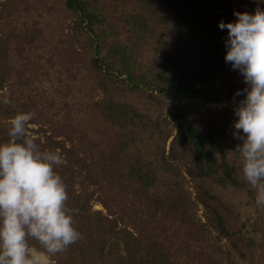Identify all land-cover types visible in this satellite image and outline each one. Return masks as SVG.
Instances as JSON below:
<instances>
[{
  "label": "trees",
  "instance_id": "16d2710c",
  "mask_svg": "<svg viewBox=\"0 0 264 264\" xmlns=\"http://www.w3.org/2000/svg\"><path fill=\"white\" fill-rule=\"evenodd\" d=\"M227 1L11 0L10 5H4L0 0V90L4 84L10 86L9 96L0 93V100L5 96L9 100L7 104L0 103V142L9 140L8 122L18 112H31V123L41 124V119L43 124L46 122L47 128L40 125L33 131L41 133L42 139L32 137L27 125L26 134L42 150L62 156L64 162L55 171L66 186L67 207L77 210L72 216L80 238L52 256L51 264H173L178 257L167 247L166 243L171 242L166 236L169 232L188 237V243H182L189 246V253L193 249L192 256L189 254L192 264H236L230 250L222 251L213 239H227L235 252L234 238L243 243L244 232L229 231L212 205V193L204 186L197 193L196 202L205 211L202 223L190 218L192 204L184 189L176 186L183 183L176 169H172L174 175L161 177L166 164L171 166L190 155V179L204 182L217 177V185L242 183L235 160L238 157L226 152L225 139L213 133L203 134L192 123L198 113L223 116L229 132H233V109L242 99V95L233 94L245 85L238 71L223 59L227 30L218 28L217 22H231V11L224 12ZM257 1L264 7V0ZM25 4L33 12L31 16L39 18L37 29L26 27L19 33H9L4 27V21L10 19L5 9L19 7L28 16ZM36 4L39 8L31 9ZM65 41H77L74 54L64 56L58 51L63 47L71 51L72 44L64 46ZM49 46L54 51L45 55ZM185 54L192 55L194 61L190 67L182 68L179 61ZM41 59L45 67L40 65ZM71 60L97 71L86 81L87 89L100 90V101L93 102L95 94L90 95L92 98L82 96L85 90L80 86L72 90L70 98L67 94L62 104L44 91L46 84L54 82V76L60 79L65 72L72 73ZM12 86L18 88L11 89ZM132 98L151 115V135H162L163 143L172 137L168 159H164V148L159 151V147L139 137L145 136L140 132L138 115L132 105L129 107ZM73 99L79 102L71 103ZM163 110L169 113L173 130L160 129ZM100 121L102 127L93 126ZM110 137L113 143L107 144ZM128 142H133V147ZM237 143L234 138L233 146ZM103 179L130 187L136 196L129 208L134 214H125L126 202L121 210L106 199L100 201L105 214L91 210L92 194L84 195L88 192L86 184L102 189ZM76 182L80 191L73 189ZM260 207L253 215L255 228L264 238V206ZM171 214L172 219L164 222ZM138 217H142L140 226ZM129 218H133L130 224L134 231L127 229ZM176 224L178 230L170 231ZM251 225L254 229V223ZM198 231L207 235L215 231L218 236L207 237L205 245L197 240ZM29 244L38 246L31 238ZM244 244L250 251L264 248V242L256 245L247 240Z\"/></svg>",
  "mask_w": 264,
  "mask_h": 264
},
{
  "label": "clouds",
  "instance_id": "9594fccd",
  "mask_svg": "<svg viewBox=\"0 0 264 264\" xmlns=\"http://www.w3.org/2000/svg\"><path fill=\"white\" fill-rule=\"evenodd\" d=\"M226 29L223 59L242 76L245 87L233 109L231 152L240 158L243 179L264 206V10L233 12ZM0 103H9L5 96ZM31 112L8 122L9 140L0 142V264H51V257L80 238L73 225L66 186L55 171L64 161L56 151L42 150L26 134ZM37 242L30 245L29 239Z\"/></svg>",
  "mask_w": 264,
  "mask_h": 264
},
{
  "label": "rangeland",
  "instance_id": "374dc122",
  "mask_svg": "<svg viewBox=\"0 0 264 264\" xmlns=\"http://www.w3.org/2000/svg\"><path fill=\"white\" fill-rule=\"evenodd\" d=\"M4 5H10L11 0H1ZM227 1V0H224ZM41 3L40 1H38ZM211 3L214 2V0H210ZM228 5L227 8L224 10L225 13L231 11L233 12H248L252 13L254 9L260 8L264 10V7H262V4L259 3L257 0H228L227 1ZM11 9L6 8L5 11L7 14H9V18L4 21V27L7 29L9 33H19L22 29H25L26 27L33 29L32 31H35L38 27V16H31L33 12L29 9V5L25 4L23 6V9H27V12L29 13L28 16L22 13V10H20L19 7H11ZM39 5H34L31 7V9H38ZM39 12V11H38ZM218 12V11H217ZM218 14H221V12H218ZM6 15V14H5ZM30 18V19H29ZM236 17L232 15V18L230 21H234ZM65 45H70L72 44V49L71 51L67 52L66 49L63 47L62 49H59V52H63L64 56L65 54H74L75 51L78 49L77 47V41H65ZM23 46V45H22ZM63 46V45H62ZM54 49H51L50 46L48 48H45V55L46 53L53 52ZM55 52V53H59ZM66 52V53H65ZM87 57V55H86ZM60 58H63L60 57ZM42 67H45V62L43 59H41ZM192 55L190 54H185L182 58H180L179 64L182 66V68H187L188 66L190 67V64L193 63ZM56 64V62H55ZM71 67H72V73L66 74L62 77H56L54 76V79H51L54 81L53 83L49 82V84H46L44 87V91L49 95L51 98L54 95V102H57L59 104H62L66 100V95L68 94V97L70 98L72 96V90H78L80 88L84 89L85 91H81L82 96L84 97H90L95 94L93 97V102H98L101 100V93L99 89H95L94 91L91 90V88L87 89V79L92 78V75L95 76V73L97 71H89V68L87 65H82L81 63H75L74 61L71 60ZM54 70H57V67H53ZM87 69V70H86ZM91 74V75H90ZM65 75H68L67 77ZM70 76V77H69ZM51 77V75H50ZM49 77V78H50ZM70 78V80H68ZM15 86H12L11 89H14ZM18 87L15 88V90ZM0 93H6L7 96L10 94V86L9 84H4L2 89L0 90ZM77 95V94H76ZM92 98V97H90ZM88 98V99H90ZM143 98V96H142ZM130 97L128 98V100ZM51 101V100H50ZM78 103L75 102L73 99L71 103ZM93 103V105H94ZM140 103H134V100L132 98V102H129V107L132 105V109L136 112V114L139 117L140 121V126L142 127V130L140 132L145 136H139L143 141L147 142L148 144H153L155 147H159L160 150L164 148V159H168L166 157L169 143L171 141V138H168L167 141L164 143L162 142L163 138L162 135L158 133H154L151 135V130L148 128V122H150L151 115L147 112L145 108H142L140 106ZM74 107L77 106V104H73ZM128 107V108H129ZM95 108V106H94ZM162 116L160 117L161 121H163V124H166V126H163L161 124V127L163 129H170L173 130V122L170 118L169 113H167L165 110L162 112ZM194 120L192 121L193 125L200 130V132L204 133H213L217 134L219 138L225 139L226 142V152L229 154L231 150L233 149V139L234 137L232 136V132H229L228 126L225 124L226 119L223 116H213V115H204L201 113L195 114L194 115ZM41 124L39 123H31L28 121L27 126L29 128L28 133L32 137H40L42 139V134L41 133H36L33 132L35 130H38L39 126L43 128H47L48 124L45 122L43 124V120H40ZM103 122L100 121L95 122L93 126L100 128L102 127ZM165 131V130H163ZM97 133V132H96ZM46 134H49L48 131H46ZM100 134V133H97ZM97 138V137H96ZM99 142V139H96ZM107 144L112 142L113 140L110 137V139H107ZM129 143V142H128ZM67 145V144H66ZM129 147H133V142L129 143ZM238 157V156H237ZM237 159V164L240 167V158H235ZM234 159L232 162L234 163ZM171 162V160H170ZM234 165V164H233ZM192 167V161L190 155H186L182 160L179 159L178 163L174 162L171 163V166L169 164H166V171L162 172L161 177L167 176L169 177L170 175H174V171H172L173 168L176 169V173H179V177H181V181L183 183H180L179 185H176L177 187H181L183 190L184 189V195H187L190 199V202L192 204V217L193 219H198L202 223L205 222V211L204 208L201 204L196 202V199L198 197L197 193H200L201 187H206L209 192L212 193V196L214 197V201H212V205L214 208L218 209L219 214L222 216L225 226L229 229L231 233L233 232H239L240 229L243 230V236L241 241L238 240L236 242V238H234V243L236 245V250L235 252L232 251L233 247L231 246L230 242H226L227 239H215L214 237H217V233L215 231H211V234L207 235L206 232H197L195 235L198 236L197 240L199 243H204L206 245L205 239L207 237H212L214 238L213 240L218 243L217 246L221 247L220 249L222 251H227V249L230 250V253L232 257H234L236 264H264V257H260L261 253L264 252L263 250H260V248L255 247L257 250H247V245L244 244L245 241L247 240H253L256 245H259L260 243L264 242V238L261 235V232H257L255 228V222L254 218H256V215H253L255 210L260 209V206H257L255 204V190L245 181L243 178H241L242 183H239L240 186H231V185H217V177L211 178L210 180L206 179L204 182H200L197 180L190 179L189 176L187 175L188 169ZM111 180L109 179H103L102 183V189L100 187H95V186H90L86 184V190L88 191L84 195L90 193L92 194V197L90 198L89 206L91 210L95 211H101V213L105 214V209L104 206L100 201H110V203L116 208V209H121L122 208V203L126 202L124 204L126 206V209L123 207L122 209L126 210V213H133V210H130V206H132V202H134L135 197L134 194H132V191L129 186L127 188H124L126 186L125 184L120 185L117 183L116 180H113L112 183H110ZM117 183V184H116ZM158 183V182H157ZM160 184V183H158ZM157 185V184H156ZM173 185V182L171 183ZM159 186V185H157ZM80 184L77 182L74 184L73 189L75 191H80ZM156 190H154L155 192ZM164 191H161L162 193ZM83 195V194H82ZM83 195V196H84ZM164 196V194H162ZM165 203V202H163ZM168 205L167 203L164 205ZM121 209V210H122ZM118 213L115 215L117 216ZM252 215V216H251ZM132 217V216H131ZM172 214L168 215L165 217L164 222H169L172 218ZM133 218H129L126 220V223L129 225L127 226L129 231H134L132 229V226L130 222L132 221ZM142 217H138V222L137 226H140V221ZM178 224H180L179 219L177 220ZM254 223V229L253 226L251 225ZM154 224V222H153ZM178 224L174 225L170 231H177L178 230ZM165 225H167L165 223ZM160 232L163 231L161 228L159 229ZM169 230V229H168ZM176 233V232H175ZM167 237L169 236L168 240L171 242H167V247L171 248V252L173 255L178 257V261L172 260L173 264H192L190 262V259L192 258V251L189 253L191 249H188L189 246L184 245L182 242L183 240L188 243V237H183L182 234L177 235L174 234V232H169ZM163 237H165L163 235ZM164 239V238H163ZM190 239V237H189ZM161 242L163 243L162 239L160 238ZM165 241H167L165 239ZM252 253V254H251ZM191 254V256L189 255ZM234 254V256H233ZM249 254H251L249 256ZM254 259V260H253ZM255 259H257V263L255 262ZM193 261V260H192ZM199 263V262H198Z\"/></svg>",
  "mask_w": 264,
  "mask_h": 264
}]
</instances>
